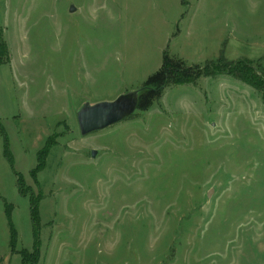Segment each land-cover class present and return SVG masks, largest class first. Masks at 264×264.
I'll return each mask as SVG.
<instances>
[{
    "label": "rangeland",
    "instance_id": "obj_1",
    "mask_svg": "<svg viewBox=\"0 0 264 264\" xmlns=\"http://www.w3.org/2000/svg\"><path fill=\"white\" fill-rule=\"evenodd\" d=\"M3 44L0 264H264V0H0ZM221 56L263 85L169 82L80 133L85 100Z\"/></svg>",
    "mask_w": 264,
    "mask_h": 264
},
{
    "label": "trees",
    "instance_id": "obj_2",
    "mask_svg": "<svg viewBox=\"0 0 264 264\" xmlns=\"http://www.w3.org/2000/svg\"><path fill=\"white\" fill-rule=\"evenodd\" d=\"M6 46H0V65L7 64L10 59L7 57ZM6 57L5 61L3 57ZM250 59L240 58L237 61H228L225 57L221 56L217 60L208 61L205 65L195 64L187 66V68H180L179 66L171 63L168 57L165 58L159 72L152 74L146 81L144 90L160 89L163 85L174 83H191L201 76H215L223 74L224 72L231 74L237 79L247 81L254 86H262L263 84L256 79L255 72L257 69L251 64ZM191 71L190 73H188ZM142 94V93H141ZM141 96V95H140ZM6 146V150H7ZM23 264H26L25 257L22 258ZM33 263V262H32ZM29 264V263H28Z\"/></svg>",
    "mask_w": 264,
    "mask_h": 264
},
{
    "label": "water",
    "instance_id": "obj_3",
    "mask_svg": "<svg viewBox=\"0 0 264 264\" xmlns=\"http://www.w3.org/2000/svg\"><path fill=\"white\" fill-rule=\"evenodd\" d=\"M73 9L74 7L71 6V10ZM143 89H132L123 92L113 100H101L95 103L85 100L77 110L80 133L86 135L91 132L100 131L108 126L117 124V122L128 119L138 108ZM97 153L98 150L92 149L93 157Z\"/></svg>",
    "mask_w": 264,
    "mask_h": 264
}]
</instances>
